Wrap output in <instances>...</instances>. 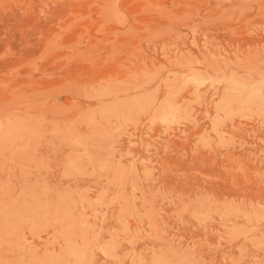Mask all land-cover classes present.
Wrapping results in <instances>:
<instances>
[{
	"label": "rangeland",
	"instance_id": "obj_1",
	"mask_svg": "<svg viewBox=\"0 0 264 264\" xmlns=\"http://www.w3.org/2000/svg\"><path fill=\"white\" fill-rule=\"evenodd\" d=\"M0 264H264V0H0Z\"/></svg>",
	"mask_w": 264,
	"mask_h": 264
}]
</instances>
